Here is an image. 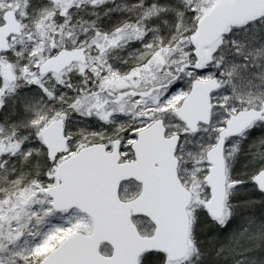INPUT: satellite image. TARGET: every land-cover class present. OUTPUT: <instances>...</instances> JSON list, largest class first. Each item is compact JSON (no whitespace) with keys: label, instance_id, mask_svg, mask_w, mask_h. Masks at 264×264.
Instances as JSON below:
<instances>
[{"label":"snow or ice","instance_id":"snow-or-ice-1","mask_svg":"<svg viewBox=\"0 0 264 264\" xmlns=\"http://www.w3.org/2000/svg\"><path fill=\"white\" fill-rule=\"evenodd\" d=\"M0 264H264V0H0Z\"/></svg>","mask_w":264,"mask_h":264}]
</instances>
